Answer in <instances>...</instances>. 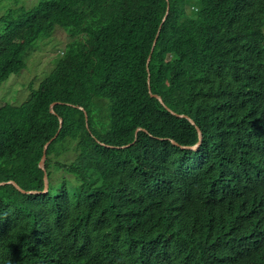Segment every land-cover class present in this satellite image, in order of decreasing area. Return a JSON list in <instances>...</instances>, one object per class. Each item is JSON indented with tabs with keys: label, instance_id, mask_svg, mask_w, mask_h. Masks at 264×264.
<instances>
[{
	"label": "trees",
	"instance_id": "trees-1",
	"mask_svg": "<svg viewBox=\"0 0 264 264\" xmlns=\"http://www.w3.org/2000/svg\"><path fill=\"white\" fill-rule=\"evenodd\" d=\"M0 21V82L67 36L0 105V182L23 190L0 184V264H264V0H40ZM196 126L191 173L168 138Z\"/></svg>",
	"mask_w": 264,
	"mask_h": 264
},
{
	"label": "rangeland",
	"instance_id": "rangeland-1",
	"mask_svg": "<svg viewBox=\"0 0 264 264\" xmlns=\"http://www.w3.org/2000/svg\"><path fill=\"white\" fill-rule=\"evenodd\" d=\"M40 0H0V19L9 13L17 15L22 8H30ZM3 23L0 21V33L3 30ZM57 29L51 34L53 38L47 37L46 44H39L34 47L25 57L24 68L16 74H11L7 79L0 82V105L4 103L19 104L29 95L31 89L38 86L40 80L49 74L55 64V58L60 54L61 46L67 40L62 29ZM61 41V43H60ZM61 49V50H60ZM41 160V158H40ZM39 160V161H40ZM45 165V160H44ZM7 183V181L5 182ZM11 184V183H10ZM13 185V184H12Z\"/></svg>",
	"mask_w": 264,
	"mask_h": 264
},
{
	"label": "clouds",
	"instance_id": "clouds-1",
	"mask_svg": "<svg viewBox=\"0 0 264 264\" xmlns=\"http://www.w3.org/2000/svg\"><path fill=\"white\" fill-rule=\"evenodd\" d=\"M165 12H166V11H165ZM167 14H168V10H167L166 15H165V13H164V17H163L162 21L160 22V24L158 25V28H159V26H160V29H161L162 22L164 21V19H165V17L167 16ZM158 28H157V30H156V34H155V36H157V37H158V34H159V32H160V29H159V31H158ZM157 31H158V33H157ZM155 36H154V38H155ZM157 37H156V41H157ZM153 41H154V39H153ZM153 41H152V44H153ZM152 44H151V47H152ZM155 45H156V42H155ZM155 45H154V47H155ZM151 47H150V51H151ZM154 47H153V49H154ZM153 49H152V51H153ZM150 51H149V53H150ZM152 51H151V53H152ZM149 53H148V55H149ZM151 53H150V58H151ZM147 57H148V56H147ZM146 60H147V58H146ZM149 60H150V59H149ZM148 63H149V61H148ZM146 65H147V64H146ZM77 107H78V106H77ZM79 107H80V106H79ZM168 109H169V108H168ZM169 112H170V111H169ZM172 112H173V111H172ZM173 114H175V113L173 112ZM175 115H176V114H175ZM179 115H182V117H186V116H184L183 114H179ZM187 119L189 120V122H190L191 124L194 123V121H193L190 117H187ZM59 127H60V126H59ZM197 128H198V127L196 126L195 129H196V132H197V137H198V139H197L196 142H194V143H192V144L184 145V144L179 143L177 140H175V139H173V138H168V140H169L173 145L178 146L180 149H188L189 151H191V154L187 155V158H188L190 161H189L187 164H185L186 167L189 169V171H190L191 173H193V172H195L197 169H199V168L202 166L203 161H204V156H203L202 154H194V153H192L193 151H198L199 145L201 144L202 137H203L202 131H201L200 128H199V130H200V134H199ZM122 147H124V146H122ZM44 166H45V165H44ZM45 186H46V185H45ZM45 190H46V187H44V192H45ZM28 192H32V191H28ZM56 237L62 239V240H63V243L65 242V240H64V235H56ZM53 245H54V249H58V250L60 251L61 248H60L59 246H57V245H55V244H53ZM68 249H69V248H68V245H67L66 243H64L63 253H66ZM91 255H92V251L90 252L89 250L86 249L84 259H85L86 261H88V259L91 257ZM222 264H238V262L236 261V259H232V260H230L228 263H225V262L222 261Z\"/></svg>",
	"mask_w": 264,
	"mask_h": 264
},
{
	"label": "water",
	"instance_id": "water-1",
	"mask_svg": "<svg viewBox=\"0 0 264 264\" xmlns=\"http://www.w3.org/2000/svg\"><path fill=\"white\" fill-rule=\"evenodd\" d=\"M167 10H168V8L166 9L165 15H166V13H167ZM159 29H160V26H159V28H158V31H159ZM158 31H157V33H158ZM156 37H157V36H155V38H154V41H153V44H152V47H151V51H152V49H153V47H154V45H155ZM151 51H150V53H151ZM150 53H149V55H148V57H147L146 64H148V61H149V59H150ZM147 82H148V91H149L150 96L156 98L161 104H163V102H162V100H161V97H160L159 95L154 94V93H152V92L150 91V86H149V80H148V79H147ZM53 105H54V103H51V104H50L51 111H53V110H52ZM78 108H79V109H82V107H78ZM167 109H168V108H167ZM168 110H169L171 113H173L170 109H168ZM177 116H182V115H178V114H177ZM58 121H59V126H60V125L62 124V118L59 117V118H58ZM197 130H198V133L200 134V130H199V128H197ZM55 136H56V134L44 144V146H43V150H42L41 160H40L39 163H38L39 168L43 171V179H44V183H45V185H46V182H47L46 171H45V167H44V160H45V156H46V149H47V146L49 145V143L55 138ZM7 183H11V184H13L17 189H19L20 191L23 192V190H22V189H21V188H20V187L14 182V181L9 180V181H7ZM0 184H5V182H0Z\"/></svg>",
	"mask_w": 264,
	"mask_h": 264
}]
</instances>
